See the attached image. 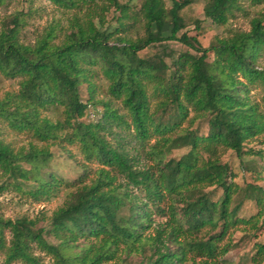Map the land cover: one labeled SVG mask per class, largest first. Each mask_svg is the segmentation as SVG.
<instances>
[{"label":"trees","instance_id":"1","mask_svg":"<svg viewBox=\"0 0 264 264\" xmlns=\"http://www.w3.org/2000/svg\"><path fill=\"white\" fill-rule=\"evenodd\" d=\"M108 1L120 13L117 21L121 31L125 30L123 20L129 17V6ZM80 2L87 7L86 19L75 18L61 44L54 43V28L35 46L22 44L19 16L5 23L0 32V73L19 79L20 86L17 93L0 100V125L42 143L78 144L85 159L99 165L93 177L87 175L72 185L75 191L54 212L48 230L36 229V223L26 218H0L4 264H43L32 253L33 243L54 256V264H119L122 256L127 264L134 254L143 255L140 264H180L189 258L193 264H221L232 250L229 243L223 244L230 229L251 222L238 218V212L244 199H253L256 187L241 188L232 174V183L218 200L207 189L222 184V173L217 171L220 149L241 158L245 144L264 134V111L250 98L251 86L264 89V68L259 66L264 56V19H253L249 32L235 33L205 48L197 36L187 32L179 36L187 28L181 12L189 1L173 0V8L167 10L164 0H144L141 13L146 34L136 40L119 36L118 29L101 30L94 22L96 0H70V7ZM238 3L209 0L204 15L223 25ZM200 25L197 20L196 27ZM170 42H179L195 53L174 56L167 51ZM155 46L162 47V53L149 54ZM209 53L215 56L214 70L207 63ZM99 73L109 81V94L129 112L137 139L144 143L158 137L153 147L154 167H138L135 158L103 136L107 123H121L122 118L109 103L96 101L92 80ZM84 85L89 92L86 102L81 95ZM153 96L161 99L152 110ZM90 104L103 106L102 121H84ZM190 107L209 118L206 136L189 130L179 134ZM49 111L61 112L62 119L53 121L46 115ZM179 140L190 150L180 159H165V149ZM34 147L30 145L32 153L50 154ZM25 154L15 153L0 139L4 174L16 181L33 180L35 188L29 193L35 198L56 195L64 185L62 180L53 174L42 177L11 160ZM259 190L264 194V188ZM235 197L242 200L231 209ZM155 215L169 220L155 224ZM6 230L12 233L8 248ZM46 235L58 244L50 243ZM79 246L78 252H71ZM257 248L260 263L264 244Z\"/></svg>","mask_w":264,"mask_h":264},{"label":"rangeland","instance_id":"2","mask_svg":"<svg viewBox=\"0 0 264 264\" xmlns=\"http://www.w3.org/2000/svg\"><path fill=\"white\" fill-rule=\"evenodd\" d=\"M122 5H128V18H125V30L120 29L117 17L120 15L114 7L109 5L108 0H96L94 7L97 9V16L94 18L95 24L101 30L114 32L118 29L119 36L136 40L145 36V20L141 13V6L144 0H118ZM178 3L191 2L182 12L187 28L179 36L188 33L189 36H197L203 45L208 48L220 39H227L238 32H249L251 22L255 18L264 19V0L261 3H253L251 0H239L238 8L232 10L225 24L219 25L205 17V8L209 0H174ZM167 10L173 8V0H164ZM70 0H0V32L4 24L8 23L15 16H19L22 26L19 30V41L27 46H35L39 40L43 39L47 32L54 28L56 38L55 44H61L67 34L71 32L72 21L78 18L81 22L86 19L87 7L80 2L78 7H70ZM102 8H105L103 11ZM200 20L201 25L196 27V21ZM13 26V24H11ZM165 35H168L166 32ZM167 51L172 52L174 56L186 52L195 53L187 46L179 42H170L166 45ZM162 47L155 46L149 50V54L162 53ZM145 51L144 53H146ZM208 66L214 70L215 56L208 54ZM167 62L171 63L169 57ZM260 68H264V56L259 60ZM92 82L96 86V101L109 103L118 115L122 118L121 123L112 121L106 124V130L102 132L103 136L119 150H124L131 157L135 158L138 167H154L156 155L153 147L158 142V137H153L144 143L136 137V132L132 124V118L129 112L123 106L121 100L114 99L109 94V81L102 73L96 75ZM19 79H10L0 73V100H3L8 94H14L19 91ZM149 94L152 95V88H149ZM83 102L88 100L89 92L87 85L81 89ZM264 89L261 85L251 86L250 98L253 102L260 103L262 110ZM160 96L152 97V110L160 100ZM104 108L101 104L88 107V113L84 119L87 123H97L102 121ZM189 118L183 123L179 134H185L187 130L195 132L198 136H206L209 132L208 117L197 114L190 107ZM53 121L62 119L61 112L49 111L46 113ZM128 124V125H127ZM2 136L6 144H10L15 153H26L25 155L13 156L11 160L21 162L26 170H34L42 177L53 174L63 181V187L58 193L48 199L35 198L29 191L35 188L33 180H14L8 178L0 169V218L5 220H17L26 218L36 223V229L50 228L51 217L54 212L61 208L68 200L69 195L75 191L73 184H77L80 179H88L94 176L98 168L97 163L88 162L82 154L78 144L71 145L68 142L47 144L36 141L29 136L17 135L13 133L5 124L0 125ZM176 134L174 135V137ZM33 144L36 150L47 149L50 154L32 153L30 145ZM190 148L185 146L183 140L177 141L165 149V159H180ZM30 152V153H29ZM206 159L210 154L203 153ZM220 158L217 164V171L222 173L223 180L221 187L208 188L213 200H218L224 191V188L233 181L232 174L236 176L235 182L243 189L248 185L256 187L254 189L253 199H244L238 212V218L250 220V223L239 224L232 227L227 234L223 244L229 243L232 246L231 252L223 259L221 264H264L258 263L259 257L256 256L257 245L264 244V204L257 200L264 201V194L259 188H264V134L245 144L244 154L240 158L231 150H219ZM67 185H70L69 187ZM240 197H235L234 207ZM155 224L165 223L169 220L167 217L154 216ZM151 234L153 231L151 230ZM203 236V235H202ZM46 239L57 245L58 242L51 236L46 235ZM12 233L5 231V242L8 248L11 245ZM32 253L37 256L43 264H54L55 258L47 252L39 249L37 244L33 243ZM81 247L83 244L81 243ZM80 246L72 249V253L80 250ZM149 252H147V255ZM6 258L5 251L0 250V264H4ZM143 255L134 254L128 260L127 264H140ZM257 258V259H255ZM121 264H125L122 256ZM124 261V262H123ZM199 262V259L197 260ZM119 263V264H120ZM16 264H23L18 262ZM106 264H114V261ZM180 264H193L192 259H188Z\"/></svg>","mask_w":264,"mask_h":264}]
</instances>
